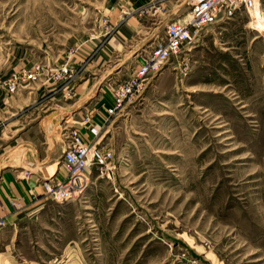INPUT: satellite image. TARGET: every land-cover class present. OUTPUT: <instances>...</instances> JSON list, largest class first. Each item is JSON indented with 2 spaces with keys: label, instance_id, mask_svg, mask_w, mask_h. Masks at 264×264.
Listing matches in <instances>:
<instances>
[{
  "label": "rangeland",
  "instance_id": "rangeland-1",
  "mask_svg": "<svg viewBox=\"0 0 264 264\" xmlns=\"http://www.w3.org/2000/svg\"><path fill=\"white\" fill-rule=\"evenodd\" d=\"M187 2L0 0V170L29 178L48 146L63 178L81 111L111 102ZM258 12L214 23L163 65L96 143L112 148L111 172H84L68 201L22 206L0 264H264V0ZM33 62L40 78L5 94ZM59 66L71 78L53 80Z\"/></svg>",
  "mask_w": 264,
  "mask_h": 264
},
{
  "label": "built area",
  "instance_id": "built-area-1",
  "mask_svg": "<svg viewBox=\"0 0 264 264\" xmlns=\"http://www.w3.org/2000/svg\"><path fill=\"white\" fill-rule=\"evenodd\" d=\"M261 0H188L189 12L186 20H171L166 24L163 39L157 41L144 61L121 82L112 88V103L105 110L106 119L115 117L129 102L140 96L150 78L161 70L170 60L178 58L185 47L194 43L200 33L214 23L228 20L239 12H250ZM251 17V16H250ZM53 80L64 81L72 76V70L66 66L51 69ZM43 73L42 64L33 62L28 70L12 73L4 78L1 89L8 96L20 87L36 82ZM88 117H85V120ZM69 144L62 152V164L65 176H51L42 182L46 196L57 202L72 198L84 184L80 179L84 172L93 168L111 172L114 152L111 147L97 146L86 142L79 131L72 130ZM6 220L0 216V232Z\"/></svg>",
  "mask_w": 264,
  "mask_h": 264
},
{
  "label": "crops",
  "instance_id": "crops-1",
  "mask_svg": "<svg viewBox=\"0 0 264 264\" xmlns=\"http://www.w3.org/2000/svg\"><path fill=\"white\" fill-rule=\"evenodd\" d=\"M120 19L121 14L119 13L118 15H112L110 20L120 24L123 23L124 26L128 25L125 28L131 30L132 33H134L136 29L138 31V25H142L135 16L125 18L123 22H121ZM111 103L112 99L110 102L108 99L103 100L98 97L95 103L91 106H86V108L81 111L82 115L81 112H79L81 120L77 126L86 142L97 143L101 139L108 127V122L113 119L110 118L107 120L105 112L106 108L110 106ZM84 113H87L86 116L88 118L86 120L84 119V117H86ZM60 116L61 114H58L57 118H60ZM29 128L26 132H29ZM22 141H24V138H22ZM44 149V153L41 151L38 154L36 149H34L35 152L33 151L31 153L33 160L29 162L30 167L26 168L31 173L29 178H22L20 173L18 174L21 170L14 167V165L13 167L9 166L8 168L5 167L0 170V216H3L6 220V225L0 232V246H5L7 244L4 237L7 230L4 229L17 218V214L21 207L46 200L47 196H44L42 181L51 176H57L58 178L62 176L58 164V157L49 152L48 146ZM62 150L63 149H61V151ZM12 216L14 217L12 218ZM2 254L5 255V252H0V259L2 258Z\"/></svg>",
  "mask_w": 264,
  "mask_h": 264
},
{
  "label": "bare ground",
  "instance_id": "bare-ground-1",
  "mask_svg": "<svg viewBox=\"0 0 264 264\" xmlns=\"http://www.w3.org/2000/svg\"><path fill=\"white\" fill-rule=\"evenodd\" d=\"M258 8H259V4H256V6L254 7V9L251 10L250 12V16L251 18L254 20L258 19L259 17V12H258ZM264 15V14H263ZM260 20L261 21H264V17H260ZM82 180V182H84V179L83 178H80Z\"/></svg>",
  "mask_w": 264,
  "mask_h": 264
}]
</instances>
